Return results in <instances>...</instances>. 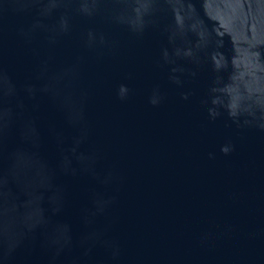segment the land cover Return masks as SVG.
I'll use <instances>...</instances> for the list:
<instances>
[{"label": "water", "instance_id": "95a60500", "mask_svg": "<svg viewBox=\"0 0 264 264\" xmlns=\"http://www.w3.org/2000/svg\"><path fill=\"white\" fill-rule=\"evenodd\" d=\"M0 264H264V0H0Z\"/></svg>", "mask_w": 264, "mask_h": 264}]
</instances>
